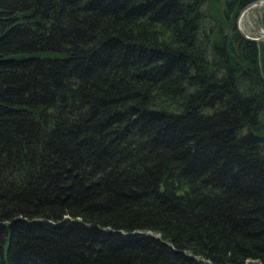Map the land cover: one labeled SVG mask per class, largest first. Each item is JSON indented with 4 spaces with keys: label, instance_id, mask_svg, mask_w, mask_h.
I'll list each match as a JSON object with an SVG mask.
<instances>
[{
    "label": "trees",
    "instance_id": "obj_1",
    "mask_svg": "<svg viewBox=\"0 0 264 264\" xmlns=\"http://www.w3.org/2000/svg\"><path fill=\"white\" fill-rule=\"evenodd\" d=\"M259 0H0V264H264Z\"/></svg>",
    "mask_w": 264,
    "mask_h": 264
},
{
    "label": "rangeland",
    "instance_id": "obj_2",
    "mask_svg": "<svg viewBox=\"0 0 264 264\" xmlns=\"http://www.w3.org/2000/svg\"><path fill=\"white\" fill-rule=\"evenodd\" d=\"M239 27L245 35L262 37L264 33V0L253 2L242 11L239 17ZM262 42L264 43V40Z\"/></svg>",
    "mask_w": 264,
    "mask_h": 264
},
{
    "label": "water",
    "instance_id": "obj_3",
    "mask_svg": "<svg viewBox=\"0 0 264 264\" xmlns=\"http://www.w3.org/2000/svg\"><path fill=\"white\" fill-rule=\"evenodd\" d=\"M256 2V1H255ZM254 2V3H255ZM247 37H249V38H251V39H254V40H264V33H263V35H262V37L261 38H257V37H251V36H248V35H246Z\"/></svg>",
    "mask_w": 264,
    "mask_h": 264
},
{
    "label": "bare ground",
    "instance_id": "obj_4",
    "mask_svg": "<svg viewBox=\"0 0 264 264\" xmlns=\"http://www.w3.org/2000/svg\"><path fill=\"white\" fill-rule=\"evenodd\" d=\"M262 41V40H261Z\"/></svg>",
    "mask_w": 264,
    "mask_h": 264
}]
</instances>
